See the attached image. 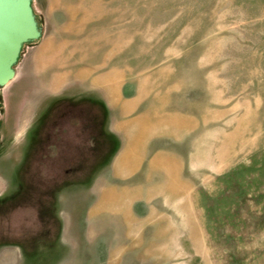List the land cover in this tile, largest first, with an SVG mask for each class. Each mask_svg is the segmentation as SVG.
Returning a JSON list of instances; mask_svg holds the SVG:
<instances>
[{"label":"rangeland","instance_id":"1","mask_svg":"<svg viewBox=\"0 0 264 264\" xmlns=\"http://www.w3.org/2000/svg\"><path fill=\"white\" fill-rule=\"evenodd\" d=\"M31 8L0 88V264H264V0Z\"/></svg>","mask_w":264,"mask_h":264},{"label":"water","instance_id":"2","mask_svg":"<svg viewBox=\"0 0 264 264\" xmlns=\"http://www.w3.org/2000/svg\"><path fill=\"white\" fill-rule=\"evenodd\" d=\"M40 35L31 0H0V88L13 80L23 46Z\"/></svg>","mask_w":264,"mask_h":264},{"label":"crops","instance_id":"3","mask_svg":"<svg viewBox=\"0 0 264 264\" xmlns=\"http://www.w3.org/2000/svg\"><path fill=\"white\" fill-rule=\"evenodd\" d=\"M67 38V37H66ZM51 45V44H50ZM49 45V46H50ZM53 50H48L49 55L51 56L52 53H54V47H52ZM60 94L57 93H49L48 95L40 94L41 102L40 104H34L28 108H26L27 115L26 117H20L16 127L18 129H34L39 123L40 120H42V117H45L49 109H51L50 99L52 96H57ZM22 113V112H21ZM25 113V112H24ZM1 183H0V189H1ZM14 247V246H13ZM13 247H2L0 246V261H7L10 257H12L13 251H17L16 248Z\"/></svg>","mask_w":264,"mask_h":264}]
</instances>
